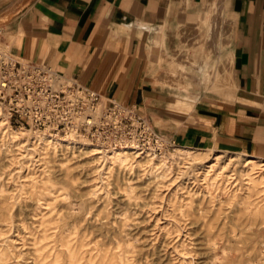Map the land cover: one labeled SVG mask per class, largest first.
<instances>
[{"label": "rangeland", "instance_id": "rangeland-1", "mask_svg": "<svg viewBox=\"0 0 264 264\" xmlns=\"http://www.w3.org/2000/svg\"><path fill=\"white\" fill-rule=\"evenodd\" d=\"M24 1L0 0V46ZM1 113L0 264H264V161L161 137L163 155L120 165Z\"/></svg>", "mask_w": 264, "mask_h": 264}, {"label": "crops", "instance_id": "crops-1", "mask_svg": "<svg viewBox=\"0 0 264 264\" xmlns=\"http://www.w3.org/2000/svg\"><path fill=\"white\" fill-rule=\"evenodd\" d=\"M4 30V51L135 106L178 147L264 161V0H25Z\"/></svg>", "mask_w": 264, "mask_h": 264}, {"label": "built area", "instance_id": "built-area-1", "mask_svg": "<svg viewBox=\"0 0 264 264\" xmlns=\"http://www.w3.org/2000/svg\"><path fill=\"white\" fill-rule=\"evenodd\" d=\"M0 104L13 124L74 134L112 148L159 152L160 134L135 106L107 100L44 63L0 50Z\"/></svg>", "mask_w": 264, "mask_h": 264}, {"label": "bare ground", "instance_id": "bare-ground-1", "mask_svg": "<svg viewBox=\"0 0 264 264\" xmlns=\"http://www.w3.org/2000/svg\"><path fill=\"white\" fill-rule=\"evenodd\" d=\"M160 40L162 41V36H161V32L159 31L158 32V38H157V41H156L157 45H158V43H159ZM0 50L4 51L1 48V46H0ZM4 52H6V51H4ZM157 54H158V52H157ZM185 74H186V76H190V77L192 76L193 77V75H191L189 73H185ZM207 76L209 78L208 79V82H209L211 80V77H212V72L208 73ZM193 81L196 82L195 76L193 77ZM174 86H176L178 88L179 87V84L174 85ZM188 87H190V86H188ZM234 89H235L234 86L226 84V85H221V86H218V87L215 86V89H213L212 91L215 92V93L225 94L226 96H228V95H230V94L233 93ZM188 94L190 96H192L193 98H197L198 97V95H194V94L190 93L189 91H188ZM178 109H180V108L178 107ZM1 110L8 116V118L10 117L9 114L3 108V106L0 104V113L2 112ZM1 114H2L1 115L2 125H6L8 127V129H9L10 128L9 127V123L7 122V119L5 118V115L3 113H1ZM21 126H23L24 128H28V127H26L24 125H21ZM30 130L35 131L34 134L37 136V139H39V142L40 141H44L45 142L46 140L47 141H49V140L51 141V139H53V142L54 143H56L58 145H65L66 144V147L67 146L69 147L71 145H77V144L78 145H81V144L83 145V143H84L85 146H90V148L92 149V151L96 155H99L100 156L99 158H101L102 160H104V161L113 160L114 162L119 163L120 165H124L128 161L129 162L130 161H133L135 158H138L137 155L144 156V157H148L149 156L148 158H151L150 156L155 157V158H158L160 155H163L166 152V150H167V148L165 147L166 142L163 139H161L159 141V143H158V147H159V149L161 151L160 153H158V152H156V151H154L152 149H150V150H148L146 152H141V151H138V150H133L132 148H127V147L112 148V147H110V146H108V145H106L104 143L93 142L92 140H89V139L84 138V137H78V136H76L74 134L61 135V134H58V133L50 132L48 130H40V129H34V128H30ZM18 134H19V131H16V132L12 133V138H16L18 136ZM56 138H61V139H56ZM180 152L182 154H185V153H188L189 151L188 150H185V149H182ZM152 160L153 159L151 158L150 161H152ZM150 161L148 160L147 162H150ZM111 163H113V162H111Z\"/></svg>", "mask_w": 264, "mask_h": 264}]
</instances>
